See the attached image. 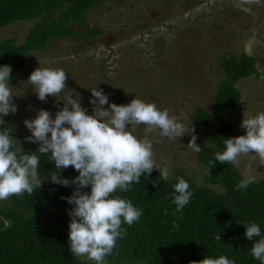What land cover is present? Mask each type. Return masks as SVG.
<instances>
[{"label":"rangeland","instance_id":"374dc122","mask_svg":"<svg viewBox=\"0 0 264 264\" xmlns=\"http://www.w3.org/2000/svg\"><path fill=\"white\" fill-rule=\"evenodd\" d=\"M87 18L99 34L87 37L75 25V37L50 39L27 54L22 71L0 75V122L17 146L47 140L83 162L138 155L148 171H180L202 183L198 150L215 128L205 133L190 116L210 110L225 76L221 55L244 51L258 74L236 84L241 103L232 120L252 146L236 152L235 166L246 179L264 177V0H102ZM33 24L4 27L0 40L22 44ZM84 236H74L79 259L98 264L104 249Z\"/></svg>","mask_w":264,"mask_h":264},{"label":"trees","instance_id":"16d2710c","mask_svg":"<svg viewBox=\"0 0 264 264\" xmlns=\"http://www.w3.org/2000/svg\"><path fill=\"white\" fill-rule=\"evenodd\" d=\"M102 0H0V29L32 21L22 44L0 40V75L16 74L27 54L45 50L50 39L99 34L87 13ZM219 83L209 111L197 107L190 121L210 143L198 150L204 179L177 171L146 170L138 155L119 161L75 151L47 140L17 146L0 122V264H88L81 262L74 236L103 247L98 264H264V177L249 180L235 166V154L252 146L236 131L239 80L257 75L256 58L223 54ZM254 143V142H253ZM12 166L43 180L23 178ZM3 223V226H2Z\"/></svg>","mask_w":264,"mask_h":264},{"label":"water","instance_id":"95a60500","mask_svg":"<svg viewBox=\"0 0 264 264\" xmlns=\"http://www.w3.org/2000/svg\"><path fill=\"white\" fill-rule=\"evenodd\" d=\"M2 226H3V223H2Z\"/></svg>","mask_w":264,"mask_h":264}]
</instances>
